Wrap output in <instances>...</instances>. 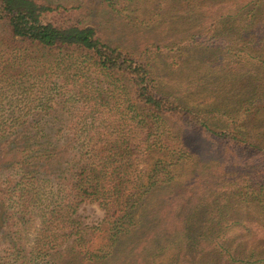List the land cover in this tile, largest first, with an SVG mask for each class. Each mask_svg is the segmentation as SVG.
<instances>
[{"label":"trees","instance_id":"16d2710c","mask_svg":"<svg viewBox=\"0 0 264 264\" xmlns=\"http://www.w3.org/2000/svg\"><path fill=\"white\" fill-rule=\"evenodd\" d=\"M133 3L0 0V47L13 59L0 87V98L8 94L0 99V162L16 170L13 210L3 199L0 224L15 255L9 264H106L125 241L119 262L131 264L159 235L192 253L190 264H264V0H167L143 19ZM160 12L170 13L179 37L160 30L163 38L142 46L113 38L116 18L141 23L144 35L151 22L166 28ZM185 51L200 54L192 75L212 102L190 105L159 87L156 58ZM208 71L213 81L203 78ZM227 85L240 92L230 103ZM182 164L194 169L177 185ZM83 202L105 213L108 243L96 251L82 245ZM240 205L257 219H232ZM28 224L31 247L19 240ZM233 226L251 233L255 247L246 234L230 240ZM169 246L147 249L142 263Z\"/></svg>","mask_w":264,"mask_h":264},{"label":"rangeland","instance_id":"374dc122","mask_svg":"<svg viewBox=\"0 0 264 264\" xmlns=\"http://www.w3.org/2000/svg\"><path fill=\"white\" fill-rule=\"evenodd\" d=\"M53 3H59L63 5H73V4H84L87 0H52ZM167 0H134V3L132 5L135 6V9L132 13V15H136L140 18H147V14H154L157 10V4L158 2H163ZM172 4V2L170 3ZM128 14V11H124L122 15ZM162 19L167 20V27L160 26L158 21L151 22L150 23V34H145L146 30L141 27V23H138L134 26L128 25L123 20H120L118 18L112 20L110 22V26H112L113 38L117 39V41L122 46H142L144 41L146 39H158L163 38L164 33H159L160 30H165L168 32H172V34H177V30L175 28V24H170L169 18L171 17L170 13L160 12ZM122 19L123 16L121 17ZM164 20V21H165ZM169 25V26H168ZM137 26V27H135ZM143 31V33H142ZM5 32V24L3 22H0V38L3 37V34ZM177 37L178 34L176 35ZM176 36H173V38L176 39ZM156 37V38H155ZM163 41V39L159 40ZM167 43L168 41L165 40ZM183 53V51H182ZM187 54L185 57L183 54L180 55L179 59H171L172 56H174L176 53L174 52H168L162 55H159V57L156 58L154 63V71H155V77L157 79L159 87L163 91L173 92L177 94L181 99H183L187 104L190 105H205L207 103H210L213 101L214 97L212 95H209L207 93L203 94L200 91L197 90L198 85L194 82H196L197 75L193 74L192 71L194 68L199 65L198 63H195L197 61H194L195 59L200 58L199 53H189L188 51L184 52ZM10 54L3 53L1 47H0V87L3 86V78L4 76L2 73H4L6 69L5 66H7L9 63H12L13 59ZM176 57V56H175ZM185 60V64L188 66L186 70H183L181 72L174 71V68L176 67V60ZM17 61V60H16ZM173 61V63H172ZM194 61V62H193ZM17 64V62H16ZM192 64H196L193 65ZM33 69V67H32ZM176 69V68H175ZM22 70V69H21ZM27 70H30L29 67ZM204 71V69H202ZM205 72V71H204ZM209 74L203 73V78L206 79L209 77L210 81H213L216 77L212 75L211 72L208 71ZM198 74V73H197ZM195 76V77H194ZM199 76V75H198ZM200 78V76H199ZM223 79H231V76H224ZM231 81V80H230ZM227 92L226 97L229 99H225L227 103L231 102V99L233 95L240 94L239 90L237 88L231 89V85H227ZM11 94V92H10ZM5 96H8L6 94ZM5 96H1L0 99H3V101H6ZM4 110V109H3ZM7 110H5L6 112ZM18 111V108H16L15 112ZM7 144V141H2V144ZM13 165H8L6 168V165H4V162H0V224H1V213L3 208V199L5 200V206L7 211L13 210V196L11 195L13 192L10 189L11 180L15 175V169L12 167ZM194 164H182V165H176L175 166V183L177 185H180L182 182H184L188 176L193 172ZM177 188L174 189V192ZM170 193V192H167ZM9 198V200H8ZM162 197L158 196L156 194L152 198V203H157L159 200H161ZM231 213L233 211H236L234 215L236 217H232V219H239L243 223L247 222V220L255 221L259 215L257 213V210L240 205V207H236L235 210L232 208ZM256 212V213H255ZM78 216L81 219V222L83 225H85L88 229L86 231V242L82 243L85 248H87L90 251H96L98 249L103 248L105 244L108 243V237H107V226L104 223L105 213L104 210L95 202H83L79 208H78ZM198 222H201L198 221ZM195 225V224H193ZM5 227H9L10 225L5 224ZM239 227L233 226L230 227L228 236L230 240L237 241L243 234H246V238L250 239L251 233H244L240 231ZM34 228L31 227L30 224L27 225V230L21 231L22 236L20 237V243H23L25 247H31L33 244L34 239ZM254 235V234H253ZM8 235L0 230V264H9L12 263L13 258L15 255L10 254L12 251V244L7 241ZM171 240L165 239L161 235H159L156 239V242L148 243L143 247L141 252H138L137 256L135 257L136 260H134L131 264H144L142 263L144 261L143 256L144 252L147 249H152L153 251H159L158 247L163 245H170L169 247L165 248L163 252H155L154 255V261L150 264H169L171 261H173L176 256L178 255V259L176 264H190L192 261V253H188L186 251H181L177 253L179 248H184L182 244L179 245H171L167 244L168 241ZM253 240V241H251ZM258 241L255 238H252L249 240L251 247H255L256 242ZM126 241L123 243L116 252L110 256V258L107 260L106 264H125V262H119V260H122L123 251L127 248H125ZM128 247V246H127ZM61 252H65V256L67 254V245L64 244L61 248ZM199 257H197L198 260ZM85 259H82L80 264H85ZM74 264H78L77 261H75Z\"/></svg>","mask_w":264,"mask_h":264}]
</instances>
